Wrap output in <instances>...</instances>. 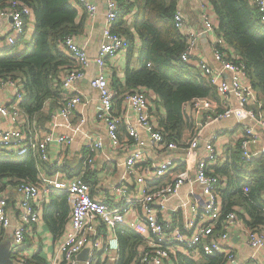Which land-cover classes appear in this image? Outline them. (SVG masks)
<instances>
[{
	"label": "built area",
	"instance_id": "1",
	"mask_svg": "<svg viewBox=\"0 0 264 264\" xmlns=\"http://www.w3.org/2000/svg\"><path fill=\"white\" fill-rule=\"evenodd\" d=\"M183 1L176 0L173 14L174 27L185 39V48L180 57L188 64L194 61L195 68L214 86L218 97L222 100L223 110L217 113L206 112L217 106V101L207 98L192 99L189 103L190 108L195 113L205 110L206 121L197 123L190 140L185 145H181L179 140H166L161 130L156 128L149 111V99L143 89L125 93L123 101L126 106V119L132 112L136 124L143 127L148 134L146 139L139 138L136 124L126 121L125 129L134 144V148L124 159L128 175L135 176L136 165L148 157L149 150L165 147L172 151H182V154L165 158L162 162L147 168L145 173L135 176V182L143 184L135 197L129 194L125 185L120 184L115 187L114 196L120 199L119 205H111L93 197L90 194L89 184L82 176L49 181L43 189L37 184L15 182L13 186L18 195L15 203L18 219L14 224L11 223L8 215V198L0 195V229L11 227L10 252L18 256L19 263L25 264V259L19 255L24 249L27 227L39 220L36 206L40 196L48 192L62 191L66 193L70 213L69 226L58 244L59 258L56 261H60V264H95L105 258L110 262L116 260L118 240L115 235H99L98 222L110 229L118 226L128 227L140 237H145L147 244L141 249L140 264H171L170 260L174 259L178 252L191 259L221 254L224 259L223 264H241L236 258L235 249L229 243L231 230L240 222L238 211L232 210L223 214L220 189L226 182L211 169L220 157L215 147L218 135L210 138L205 152L199 158L196 151L203 127L209 122L232 117L248 120L249 124L245 127L244 136L239 140V148L240 159L250 163L254 154L249 152L248 144L256 140L254 130L257 125L264 124V112L261 105L254 109L257 101L255 89L248 77L246 66L230 51L224 38L216 32L217 15L214 11H208L207 6L210 4L208 0H198V4L201 8L200 18L204 31L213 35L211 50L216 66L197 57L196 41L199 34L187 28ZM249 2L257 11L260 22L264 24V0H249ZM75 5L90 18L96 15V5L91 0H76ZM118 12V0H105L104 27L95 59L87 57L75 40L74 34L66 35L60 43L70 58L76 62L75 68L61 75L63 90L69 89L76 80L83 77L84 69L91 62L97 66V74L89 80L90 87L98 92L95 117L104 124L107 138L115 148L121 147L117 127L123 120L121 116L113 113V92L108 83L105 67L108 58L128 47L127 39L112 30ZM32 17L31 7L22 5L16 0L0 10V18L11 19V33L6 37L8 46L17 43L18 38L25 31L28 20ZM6 83L16 88L17 98L9 104L0 106V116L9 120L8 125L0 128V149L13 156H23L28 151H34L39 160L47 162L49 144L53 141L68 144L73 136L49 131L40 137L37 129L25 131L24 126L21 125L22 111L19 106L21 102L19 98L23 91L14 81L1 82L0 88ZM229 97L234 98L237 105H231L228 101ZM79 102L80 98L77 96L63 99L56 115L62 116L67 121L71 111ZM103 147L104 142L100 139L92 140L87 144L85 170L90 168L94 155ZM178 164H184L186 170L182 173L175 172ZM192 168H194L193 179L188 175V171ZM163 176L167 181L158 184L157 180ZM185 183L197 185L199 196L195 193L194 200H177L172 205L170 210L181 212V224L177 226L173 225L174 221L171 218L164 221L161 212L168 209L167 203L177 197L180 187ZM242 185L243 193H246L247 184ZM190 192L193 194V191ZM133 200L138 203V213L136 219L131 221L128 220V215L132 212ZM261 210L264 213V207ZM243 237L249 247L264 255V223L252 228L247 227ZM87 243L92 244L89 260L80 261L77 255Z\"/></svg>",
	"mask_w": 264,
	"mask_h": 264
},
{
	"label": "trees",
	"instance_id": "2",
	"mask_svg": "<svg viewBox=\"0 0 264 264\" xmlns=\"http://www.w3.org/2000/svg\"><path fill=\"white\" fill-rule=\"evenodd\" d=\"M11 1L0 0V10L9 6ZM16 1L31 7L34 30L23 50H19L17 45L0 50V83L14 81L20 85L25 93L19 103L22 114L31 123L33 120L44 122L52 114L53 103L50 104V101L55 100L57 107L60 106L62 71L70 69L72 63L60 43L66 35L80 32L83 21L76 23L79 12L76 0ZM209 2L218 19L216 32L244 62L248 77L261 95L264 107V24L249 0ZM118 3V17L112 30L125 37L129 46L125 86L132 89L130 91L145 87L159 96L165 109L161 132L166 140L176 141L184 127L189 125L190 116L185 113L184 106L192 99L215 96V88L199 70L180 57L185 48V39L173 23L176 0H118ZM132 9H136V12L131 26H127L125 19ZM134 33L141 41L138 69L130 68ZM40 162L34 151H28L23 156L10 154L0 157V191L6 182L37 183ZM215 172L228 178L225 184L227 189H220L223 214L240 206L253 218L249 227L264 223L261 210L264 207L261 197L264 193V155L245 163L240 159L238 144L231 151V161L220 165L218 162ZM243 176H248V179L245 180ZM84 179L88 182L86 177ZM244 182L248 187L246 193L242 190ZM66 205V193L56 192L45 208V223L54 234L64 225L68 212ZM115 232L120 245V258L116 264H140L144 240L127 227L118 226ZM34 260L37 264L43 262L37 254ZM177 261L178 264H223L224 259L221 254L205 255L196 260L178 254Z\"/></svg>",
	"mask_w": 264,
	"mask_h": 264
},
{
	"label": "crops",
	"instance_id": "3",
	"mask_svg": "<svg viewBox=\"0 0 264 264\" xmlns=\"http://www.w3.org/2000/svg\"><path fill=\"white\" fill-rule=\"evenodd\" d=\"M96 5V15L92 18L87 16L84 11H79L77 16L78 23L80 20L83 21L81 31L77 34L74 33L75 40L78 45L82 47L87 57L90 59H95L98 54V48L101 41V33L104 27V13H105V0H91ZM133 1V0H127ZM209 1V0H208ZM211 4V3H210ZM208 4V11L213 12L212 6ZM183 11L187 20V28L189 30L195 31L198 35L197 38V57L200 60L206 61L208 64L213 66L215 62L212 57L211 42L213 35L204 31L202 21L200 18L201 8L198 4V0H184L183 1ZM84 12V13H83ZM136 9H132L126 16L125 25L131 26V21L134 17ZM218 20V19H217ZM217 22V21H216ZM218 25V22H217ZM11 19L10 18H0V50L8 48L6 42V37L11 33L10 31ZM34 30V16L30 18L27 22V26L22 36L17 40V48L23 50L27 43H29L32 33ZM134 32L133 29H131ZM25 39V40H24ZM133 48L131 50L130 56V68H139V51L141 49V41L134 33ZM129 47V46H128ZM128 47L119 51L116 55L108 58L106 61L105 73L108 78V83L110 89L113 92V113L122 117V122L118 124V137L121 142L120 148H115L111 145L107 138V131L102 122H99L95 117V109L98 101V92L89 85V80L97 74V66L94 62L84 69V76L76 80L72 86L63 90L62 97L59 100L71 96H77L80 98V102L75 105L74 109L71 111L68 120L66 121L62 116H57L58 107L55 100L50 101L52 106V114L50 118L44 122H35L25 118L22 114L21 125L24 126L25 130L37 129L39 136L53 131L54 134H71L73 136L72 141L68 144L58 143L53 141L48 146V157L47 162H40L38 164V182L31 183L37 184L38 187L45 188L49 181H56L62 179H70L74 177L82 176L85 181L87 178L90 186V194L100 200H104L106 203L111 205H119L120 199L114 196V188L123 184L127 187V191L132 197H135L139 193V188L143 184H137L135 182V176H139L145 173L147 168L162 162L165 158L180 156L182 151L176 150L172 151L165 147L156 148L149 150L148 157L141 163L136 165L135 176H129L126 172L124 165V159L126 155L134 148V144L130 139L126 129L125 123L136 124L135 115L130 112L128 119H126V106L123 101V95L127 92H131L132 89H127L125 86V69L128 63ZM230 51L236 56V52L230 48ZM71 68L76 67V62L71 58ZM196 67V64H192ZM147 66H150V64ZM197 69V68H196ZM198 70V69H197ZM69 69H64L62 72H68ZM200 72V71H199ZM62 73V74H63ZM201 73V72H200ZM143 89L146 96L149 99L150 104V114L152 120L157 129L163 130L161 120L165 116V109L161 104L159 96L151 89L145 87H139L134 91H139ZM22 91V90H21ZM16 88L10 83L4 84L0 88V106L9 104L17 98ZM25 93L23 92L19 99L24 98ZM256 103L254 109L258 108L260 105L262 109V97L255 90ZM207 99H213L217 101V106L208 110L206 112L217 113L223 110L222 100L218 97L217 93L215 96L204 97ZM228 101L231 105H237L234 98L229 97ZM185 113L190 116L189 125L184 127L180 134L179 140L181 145H185L195 130L197 123H204L205 110L195 113L190 108L189 103L184 106ZM47 112V110H43ZM264 112V109H263ZM264 114V113H263ZM56 115V117H55ZM9 124V120L0 116V128ZM249 124L248 120H238L236 118H228L219 121H211L204 125L202 130V135L200 137L199 145L196 151V155L199 158L205 152L206 145L209 143L210 138L213 135H218V141L215 143V147L218 155L220 156L215 165L219 162L225 163L231 161V151L236 148L239 144V140L244 136L245 127ZM136 132L141 139H146L148 137L147 131L136 124ZM254 133L256 135V140L251 141L248 144V150L251 154H254V158H259L264 155V124H259L255 127ZM165 135V134H164ZM100 139L104 142V147L101 151L94 155L93 164L90 168L84 169L85 155L87 154V144L92 140ZM240 149V148H239ZM4 155H10L5 153L4 150L0 149V157ZM56 162H58L56 164ZM215 165L211 166V169L215 172ZM85 170V171H84ZM185 165L178 164L175 172H184ZM216 173V172H215ZM217 174V173H216ZM190 178H194V168L188 171ZM219 175L225 182L228 178L225 175ZM245 180L248 176H243ZM167 180L163 176L161 179L157 180L158 184H162ZM15 182H6L3 189L0 191V195H4L8 198V215L10 217L11 223L14 224L18 219V214L16 210L15 203L18 199V195L13 186ZM245 184V182L243 183ZM227 185V184H226ZM226 185L222 189H227ZM193 191V194L190 192ZM56 192L53 191L40 196L37 202V212L39 215V220L30 226L26 230V241L23 246V250L19 256L25 259V264H37L34 260V256L37 254L43 259L41 264H60V261H56L59 258L58 244L63 239L65 230L69 226V213L70 207L67 202L68 212L65 217V222L62 228L54 234L46 225L44 220L45 208L51 203V198ZM195 193L199 196V188L194 183H185L182 185L178 191V195L173 201L167 203V210H163L162 219L164 221L170 218L174 221L173 225L181 224V212L180 210L173 211L170 210L173 204L177 200H194L196 198ZM264 201V193L261 195ZM233 198V197H232ZM67 200V197H66ZM132 212L128 215V220L134 221L138 213V203L133 200ZM239 216V224L234 227L230 232V245L235 249V255L241 264H263L264 255L261 252L254 251L249 247L243 237L244 230L249 227V223L253 219L248 211L244 207L237 206L236 209ZM117 228V227H116ZM116 228H107L103 223L98 222L97 230L98 234L101 236L115 235ZM128 228V227H127ZM114 231V232H113ZM12 230L11 227L0 229V264H21L19 263L18 256L10 252V244L12 243ZM142 238V237H141ZM143 246L147 244V239L144 237ZM91 244V243H90ZM119 245V243H118ZM92 246V244H91ZM141 244V249H142ZM92 251V249H91ZM90 251V252H91ZM141 253V252H140ZM178 254H183L178 252L176 257L170 260L171 264H178L177 256ZM185 255V254H184ZM90 256V253H89ZM187 256V255H186ZM120 258V245L116 252V260L108 261L104 260L97 261L95 264H116ZM202 258V257H199ZM197 258V259H199ZM196 260V259H193Z\"/></svg>",
	"mask_w": 264,
	"mask_h": 264
},
{
	"label": "water",
	"instance_id": "4",
	"mask_svg": "<svg viewBox=\"0 0 264 264\" xmlns=\"http://www.w3.org/2000/svg\"><path fill=\"white\" fill-rule=\"evenodd\" d=\"M92 249V246L90 243H87L82 251L77 255V259L80 261H87L89 260V253Z\"/></svg>",
	"mask_w": 264,
	"mask_h": 264
},
{
	"label": "rangeland",
	"instance_id": "5",
	"mask_svg": "<svg viewBox=\"0 0 264 264\" xmlns=\"http://www.w3.org/2000/svg\"><path fill=\"white\" fill-rule=\"evenodd\" d=\"M24 40H25V39H24ZM193 63H194V61H192V62H189V64H190V65H192ZM192 66H193V65H192Z\"/></svg>",
	"mask_w": 264,
	"mask_h": 264
}]
</instances>
